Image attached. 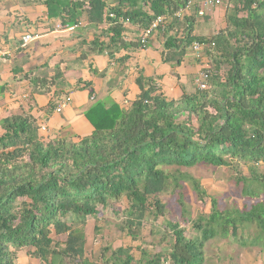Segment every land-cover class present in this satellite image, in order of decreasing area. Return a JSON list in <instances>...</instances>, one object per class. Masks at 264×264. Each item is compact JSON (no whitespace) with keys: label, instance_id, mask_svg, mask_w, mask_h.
Returning a JSON list of instances; mask_svg holds the SVG:
<instances>
[{"label":"trees","instance_id":"16d2710c","mask_svg":"<svg viewBox=\"0 0 264 264\" xmlns=\"http://www.w3.org/2000/svg\"><path fill=\"white\" fill-rule=\"evenodd\" d=\"M188 1L43 0L49 15L63 24L78 25L86 16L96 29L104 25L100 37L108 41L95 38L92 49L107 53L110 60L120 56L121 62L129 57L120 55L123 50L141 48L140 36L127 41V25L145 30L159 16H174ZM227 6L226 27L217 33L192 35L188 26L183 37L165 41V48H181V55L193 42L203 44L209 59L203 68L210 73L206 89L169 99L153 80L139 79L141 93L128 108L92 104L85 116L93 132L76 140L43 137L38 120L30 115L0 121V264H23V254L39 264H65L69 257L92 264L83 227L87 217L98 219L99 207L107 208L110 200L126 198V226L121 230L134 238V228L164 214L166 205L158 196L169 187L189 180L201 201L208 198L199 180L171 168H236L244 162L251 177L237 178L244 183L243 194L260 196L253 186L264 189V172L256 170L264 163V0H228ZM35 81L54 84L53 79ZM209 199L210 215L195 221L202 241L188 238L178 221L167 224L174 237L169 253L173 264H201L204 241L237 237L244 222L256 224L264 234V201L241 212L220 210L216 198ZM94 232L99 235L101 226L96 224ZM53 234L66 239L60 242ZM161 258L155 254L145 264H162ZM107 260L132 264L134 257L130 247L121 245Z\"/></svg>","mask_w":264,"mask_h":264},{"label":"crops","instance_id":"0c3cea01","mask_svg":"<svg viewBox=\"0 0 264 264\" xmlns=\"http://www.w3.org/2000/svg\"><path fill=\"white\" fill-rule=\"evenodd\" d=\"M191 1L182 17L172 20L177 21L173 28L154 31L145 48L123 50L120 55L129 57L121 62L120 56L110 60L107 53L92 49L95 38L108 41L100 37L104 25L96 29L86 16L78 25L63 24L49 15L43 0H0V121L30 115L47 128L39 130L43 137L76 140L93 132L85 116L92 104L105 101L128 108L141 93L139 79L153 80L169 99L193 93L202 65L191 45L181 55V48H165L166 38L183 37L188 26L192 35L206 37L224 29L228 0L207 8L204 16L198 14L202 0ZM126 27L127 41L143 32L136 26ZM26 35L33 39L25 42ZM208 60L205 54L202 61ZM35 79H53L54 84L43 85Z\"/></svg>","mask_w":264,"mask_h":264},{"label":"rangeland","instance_id":"374dc122","mask_svg":"<svg viewBox=\"0 0 264 264\" xmlns=\"http://www.w3.org/2000/svg\"><path fill=\"white\" fill-rule=\"evenodd\" d=\"M102 103L108 104L105 101ZM171 170L176 171V174L179 172L199 180L208 198L201 201L189 180L181 181L180 187H169L158 196L166 205L164 214L158 215L156 219L150 217L141 227L134 228V238L126 237L121 230L123 225L126 226L123 216L128 207L126 198L110 200L107 208L99 207L98 219L87 217L86 226L83 227L87 237L86 257L92 264H113L110 260L106 262V257L111 254L114 247L121 245L130 247L134 257L132 264H145V261L154 258L155 254L162 255V264H173L169 258L174 244L172 230L167 226L170 221H178L188 238L202 241L201 229L197 228L195 221L210 215L209 197L216 198L220 210L232 209L241 212L250 210L258 200L264 201V189L261 190L259 186L254 185V191L260 196L258 198L245 196L244 183L237 181L241 175L251 177L247 163L240 162L236 168L201 164ZM256 170L263 173L264 163H260ZM150 200L152 201L153 197ZM96 224L101 226L99 235L94 232ZM52 236L60 242L66 239L65 235ZM202 259L201 264H264V234L256 224L244 222L240 225L237 237L219 235L204 241ZM19 261L23 264L40 263L34 257L24 254L19 257ZM65 264L78 263L73 257H69L65 259Z\"/></svg>","mask_w":264,"mask_h":264},{"label":"built area","instance_id":"2783aa9c","mask_svg":"<svg viewBox=\"0 0 264 264\" xmlns=\"http://www.w3.org/2000/svg\"><path fill=\"white\" fill-rule=\"evenodd\" d=\"M221 0H202L197 6H198V14L200 16H204L205 14V10L207 8L213 7L214 5L220 3ZM193 4V2L191 0H189L185 7H183L182 9H180L179 11H177L174 16H159L157 17L155 20L152 21L151 25L149 28L147 29H143V32L140 35V40H141V48H145L148 42V38L150 37V35L158 30L160 27H165L167 25V23H170L173 19H177V18H181L182 15L184 14V12L186 10H188L191 5ZM111 17L113 16V14L110 15ZM33 37L31 35H26L24 38L25 42H28L30 40H32ZM191 49L193 51V56L196 60H201L202 63V71L200 72L199 76L197 77L196 81H195V86L197 89L199 90H204L208 87L207 84V80L209 78V70L208 68L204 69L203 67V57L205 55L204 52V46L201 42L195 41L192 43L191 45ZM206 62V61H205ZM61 108H58V111H60ZM41 130L42 131H46L47 128L42 125L41 126Z\"/></svg>","mask_w":264,"mask_h":264}]
</instances>
